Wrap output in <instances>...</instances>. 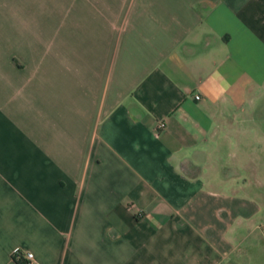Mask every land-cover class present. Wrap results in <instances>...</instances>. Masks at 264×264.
I'll list each match as a JSON object with an SVG mask.
<instances>
[{
	"label": "crops",
	"instance_id": "crops-1",
	"mask_svg": "<svg viewBox=\"0 0 264 264\" xmlns=\"http://www.w3.org/2000/svg\"><path fill=\"white\" fill-rule=\"evenodd\" d=\"M259 134L264 0H0V264H264Z\"/></svg>",
	"mask_w": 264,
	"mask_h": 264
},
{
	"label": "rangeland",
	"instance_id": "rangeland-1",
	"mask_svg": "<svg viewBox=\"0 0 264 264\" xmlns=\"http://www.w3.org/2000/svg\"><path fill=\"white\" fill-rule=\"evenodd\" d=\"M239 142L242 148H225L224 158L229 165L238 163L243 166L237 172H240L246 180V184L243 185L244 191L249 195H256L258 202L264 208V135L259 134L251 139L241 137ZM251 167L252 170L257 167L260 184L250 175Z\"/></svg>",
	"mask_w": 264,
	"mask_h": 264
},
{
	"label": "built area",
	"instance_id": "built-area-1",
	"mask_svg": "<svg viewBox=\"0 0 264 264\" xmlns=\"http://www.w3.org/2000/svg\"><path fill=\"white\" fill-rule=\"evenodd\" d=\"M198 95H194V99H198ZM162 122H159L156 125V129H161L162 128ZM11 258L15 261L16 264H38L34 258L31 252L29 251H23L21 252L20 250H14L11 253Z\"/></svg>",
	"mask_w": 264,
	"mask_h": 264
}]
</instances>
